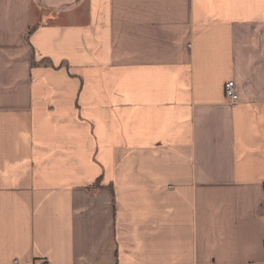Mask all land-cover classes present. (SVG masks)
<instances>
[{
  "label": "crops",
  "instance_id": "obj_1",
  "mask_svg": "<svg viewBox=\"0 0 264 264\" xmlns=\"http://www.w3.org/2000/svg\"><path fill=\"white\" fill-rule=\"evenodd\" d=\"M16 261L264 264V0H0Z\"/></svg>",
  "mask_w": 264,
  "mask_h": 264
},
{
  "label": "built area",
  "instance_id": "obj_2",
  "mask_svg": "<svg viewBox=\"0 0 264 264\" xmlns=\"http://www.w3.org/2000/svg\"><path fill=\"white\" fill-rule=\"evenodd\" d=\"M225 94L226 98L228 99L229 103L231 105H235L238 103L239 95L237 91V87L235 82L230 81L225 86ZM15 264H20L18 261L15 262ZM25 264H32V263H25Z\"/></svg>",
  "mask_w": 264,
  "mask_h": 264
}]
</instances>
